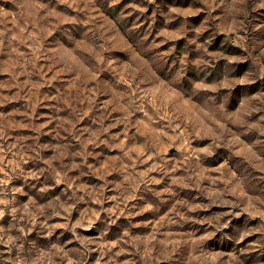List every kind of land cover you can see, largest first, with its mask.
Wrapping results in <instances>:
<instances>
[{
	"label": "rangeland",
	"instance_id": "1",
	"mask_svg": "<svg viewBox=\"0 0 264 264\" xmlns=\"http://www.w3.org/2000/svg\"><path fill=\"white\" fill-rule=\"evenodd\" d=\"M0 264H264V0H0Z\"/></svg>",
	"mask_w": 264,
	"mask_h": 264
}]
</instances>
